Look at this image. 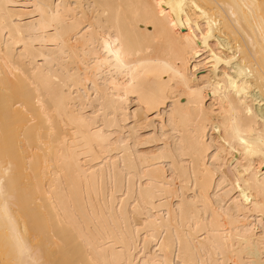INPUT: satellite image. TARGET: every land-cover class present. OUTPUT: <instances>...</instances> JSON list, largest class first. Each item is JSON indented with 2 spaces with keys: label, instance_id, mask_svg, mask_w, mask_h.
<instances>
[{
  "label": "bare ground",
  "instance_id": "bare-ground-1",
  "mask_svg": "<svg viewBox=\"0 0 264 264\" xmlns=\"http://www.w3.org/2000/svg\"><path fill=\"white\" fill-rule=\"evenodd\" d=\"M0 239L264 264V0H0Z\"/></svg>",
  "mask_w": 264,
  "mask_h": 264
},
{
  "label": "rangeland",
  "instance_id": "rangeland-1",
  "mask_svg": "<svg viewBox=\"0 0 264 264\" xmlns=\"http://www.w3.org/2000/svg\"><path fill=\"white\" fill-rule=\"evenodd\" d=\"M0 241H1V239H0ZM2 250H3V249H2ZM3 253H4V251H3V252L1 251V245H0V255L3 256L2 258L0 257V264H6L7 261H8V260L6 261V259L4 260L5 256H4ZM3 260H4V261H3ZM5 261H6V262H5ZM8 263H9V262H8Z\"/></svg>",
  "mask_w": 264,
  "mask_h": 264
}]
</instances>
